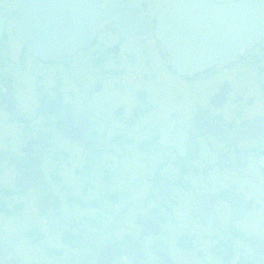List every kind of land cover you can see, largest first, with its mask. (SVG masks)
Listing matches in <instances>:
<instances>
[{"label":"flooded vegetation","instance_id":"obj_1","mask_svg":"<svg viewBox=\"0 0 264 264\" xmlns=\"http://www.w3.org/2000/svg\"><path fill=\"white\" fill-rule=\"evenodd\" d=\"M13 1L0 0V264H264V35L179 77L154 36L172 0H116L148 36L110 22L42 60L14 33ZM168 123L178 150L160 143Z\"/></svg>","mask_w":264,"mask_h":264},{"label":"water","instance_id":"obj_2","mask_svg":"<svg viewBox=\"0 0 264 264\" xmlns=\"http://www.w3.org/2000/svg\"><path fill=\"white\" fill-rule=\"evenodd\" d=\"M11 9L20 18L14 27L16 37L42 60L72 56L86 48L109 22L125 38L139 40L150 34L145 19L126 14L124 5L116 0L106 5L99 0H14ZM9 13L6 10L0 14V36ZM263 35L264 0L229 4L172 0L155 17L154 36L179 77H194L215 65L234 62ZM62 131L75 138L67 121ZM176 131L174 123H168L159 132L160 143L178 150L180 142L173 140Z\"/></svg>","mask_w":264,"mask_h":264},{"label":"rangeland","instance_id":"obj_3","mask_svg":"<svg viewBox=\"0 0 264 264\" xmlns=\"http://www.w3.org/2000/svg\"><path fill=\"white\" fill-rule=\"evenodd\" d=\"M146 1L148 4H152L155 0H146ZM170 79H171V83L175 82V84H176V82H177L176 80H174L172 78H170ZM170 105H172V104L170 103L169 99L166 100L165 106L169 107ZM150 131H152V129ZM130 165H134V161H130V160L127 161V182L129 184H131L135 180H137V177L141 175V171H142L139 166L136 168H131Z\"/></svg>","mask_w":264,"mask_h":264}]
</instances>
